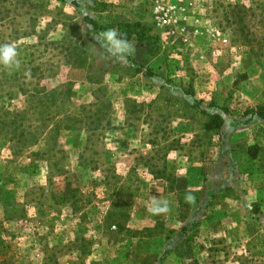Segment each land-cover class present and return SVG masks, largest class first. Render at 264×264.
Masks as SVG:
<instances>
[{"label": "rangeland", "instance_id": "obj_1", "mask_svg": "<svg viewBox=\"0 0 264 264\" xmlns=\"http://www.w3.org/2000/svg\"><path fill=\"white\" fill-rule=\"evenodd\" d=\"M99 1L0 0V47L31 61L21 87L60 94L77 119L47 120L45 144L20 155L0 139V223L16 245L0 264H264V121L246 114L264 100V0ZM84 14L143 25L128 57L156 76L128 68ZM193 104L222 127L205 131ZM114 175L136 193L111 195Z\"/></svg>", "mask_w": 264, "mask_h": 264}, {"label": "trees", "instance_id": "obj_2", "mask_svg": "<svg viewBox=\"0 0 264 264\" xmlns=\"http://www.w3.org/2000/svg\"><path fill=\"white\" fill-rule=\"evenodd\" d=\"M68 2L75 8L82 10L84 6L93 9L101 10L104 8V4L99 0H60ZM237 8H242L246 11L247 8L240 5H234L231 11ZM234 14V12H231ZM83 21L89 26L90 30L99 35L103 31L111 28L117 29L120 33L126 34L129 41H131L132 36L136 35L138 38H147L146 29L139 22H119L115 24H101L96 18L89 14L83 15ZM241 20V17H239ZM29 53H23L13 59L10 63L5 64L0 61V139L8 144L3 147V152L6 156L20 155L25 149L30 146L39 145L42 141H45L49 128H43L46 126V121L49 119L59 118L60 120L55 121L56 129L68 130L67 125L60 126L59 121H67L74 119L77 120L67 109L57 104V99L60 94L52 93L43 89L41 92H33V90L23 89L21 87L20 77L21 72L24 70H32L30 66L31 61H25V57ZM26 55V56H25ZM128 68L132 69L136 73H143L145 76L154 77L156 73L153 72L151 68L145 67L139 62L134 61L132 58L126 56ZM60 101L65 100L60 97ZM53 104L52 108L50 104ZM196 104H193L194 106ZM214 104L210 103V106ZM37 108H39L37 110ZM197 112L205 115L207 117L203 124V129L207 132L218 131L223 123L224 118L219 113H210L208 110L203 109L200 105H196ZM246 114L249 115V120L252 118H257L264 121V100L253 108L246 110ZM82 119V118H81ZM53 130V129H52ZM94 132V130H92ZM92 132V133H93ZM57 143L47 149V151L41 152V156L45 157L51 156V153H55ZM32 153H35L34 151ZM250 153V149H249ZM255 153H250V156H255ZM55 156V155H52ZM70 184V183H68ZM105 188L111 192V195L121 196L125 193L130 192V194H135L136 191H126L123 181H120L117 175H114L111 180H107L104 183ZM4 229L1 227L0 223V260L5 261L11 259L16 255V245L10 240L4 238ZM258 243L257 254L264 256V243L259 236L253 238ZM253 240V241H254Z\"/></svg>", "mask_w": 264, "mask_h": 264}, {"label": "clouds", "instance_id": "obj_3", "mask_svg": "<svg viewBox=\"0 0 264 264\" xmlns=\"http://www.w3.org/2000/svg\"><path fill=\"white\" fill-rule=\"evenodd\" d=\"M99 42L107 49L114 50L117 55L129 56L133 54L134 45L128 40L126 34L120 33L117 29L111 28L103 31L97 37ZM0 52L3 53L2 58L5 64L10 63L12 58L16 55L15 49L11 45H4L0 47ZM186 200L189 202L194 201V197L186 195ZM155 214H160L168 210L167 201H152V207L150 209Z\"/></svg>", "mask_w": 264, "mask_h": 264}, {"label": "built area", "instance_id": "obj_4", "mask_svg": "<svg viewBox=\"0 0 264 264\" xmlns=\"http://www.w3.org/2000/svg\"><path fill=\"white\" fill-rule=\"evenodd\" d=\"M155 17H156L157 22L162 24V25H166V24L170 23V21H171L170 8L158 6L156 8Z\"/></svg>", "mask_w": 264, "mask_h": 264}, {"label": "crops", "instance_id": "obj_5", "mask_svg": "<svg viewBox=\"0 0 264 264\" xmlns=\"http://www.w3.org/2000/svg\"><path fill=\"white\" fill-rule=\"evenodd\" d=\"M257 145H258V146H261V145H263V146H264V139L262 138V142H261V143H259V144L257 143ZM259 151H260V150H259ZM259 153H260V152H259ZM257 154H258V153H257ZM257 154H256L255 158H256V157H259V158H261V156H260V155H259V156H257ZM253 159H254V158H253ZM263 161H264V159H263ZM263 197H264V195H263ZM263 197H262V198H263ZM263 199H264V198H263ZM254 229H256V230H257V229H258V226H257V228H254ZM256 230H255V231H253V232H252V233H251V234H250V235L247 237V239H251V238H253V237H254V236L257 234V231H256Z\"/></svg>", "mask_w": 264, "mask_h": 264}]
</instances>
